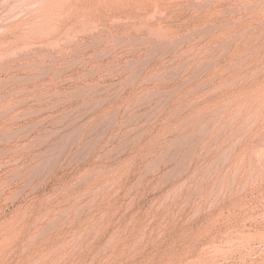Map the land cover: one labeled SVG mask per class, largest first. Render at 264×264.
<instances>
[{"label":"rangeland","instance_id":"obj_1","mask_svg":"<svg viewBox=\"0 0 264 264\" xmlns=\"http://www.w3.org/2000/svg\"><path fill=\"white\" fill-rule=\"evenodd\" d=\"M0 264H264V0H0Z\"/></svg>","mask_w":264,"mask_h":264}]
</instances>
